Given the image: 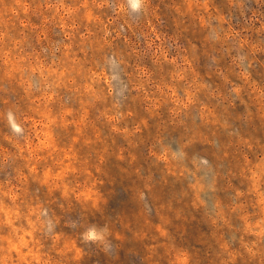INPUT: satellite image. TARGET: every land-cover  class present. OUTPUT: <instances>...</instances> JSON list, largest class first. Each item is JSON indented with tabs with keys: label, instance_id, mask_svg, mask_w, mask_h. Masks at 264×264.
<instances>
[{
	"label": "rangeland",
	"instance_id": "rangeland-1",
	"mask_svg": "<svg viewBox=\"0 0 264 264\" xmlns=\"http://www.w3.org/2000/svg\"><path fill=\"white\" fill-rule=\"evenodd\" d=\"M0 264H264V0H0Z\"/></svg>",
	"mask_w": 264,
	"mask_h": 264
},
{
	"label": "clouds",
	"instance_id": "clouds-1",
	"mask_svg": "<svg viewBox=\"0 0 264 264\" xmlns=\"http://www.w3.org/2000/svg\"><path fill=\"white\" fill-rule=\"evenodd\" d=\"M138 6V5H137Z\"/></svg>",
	"mask_w": 264,
	"mask_h": 264
}]
</instances>
